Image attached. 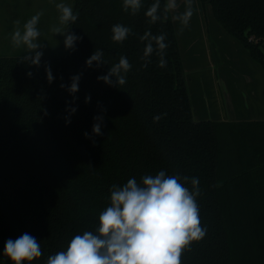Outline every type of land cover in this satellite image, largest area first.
<instances>
[{
    "label": "trees",
    "instance_id": "16d2710c",
    "mask_svg": "<svg viewBox=\"0 0 264 264\" xmlns=\"http://www.w3.org/2000/svg\"><path fill=\"white\" fill-rule=\"evenodd\" d=\"M72 2L77 19L65 31L80 37L74 50L63 45L36 66L24 55H0V253L8 239L29 233L43 252L33 264H45L95 227L113 185L164 170L200 181L207 233L182 252L181 264H264V120L193 119L167 0L155 23L145 16L155 0H142L135 13L123 10V0ZM200 2L264 68V0ZM116 24L131 28L123 43L112 40ZM146 31L166 37L165 68L155 54L144 67ZM97 49L108 65L86 67ZM121 55L132 64L126 84L98 81ZM76 74L79 90L70 95ZM68 107L77 109L70 117ZM95 116L103 117L101 135L91 131ZM0 264L10 262L0 256Z\"/></svg>",
    "mask_w": 264,
    "mask_h": 264
},
{
    "label": "clouds",
    "instance_id": "9594fccd",
    "mask_svg": "<svg viewBox=\"0 0 264 264\" xmlns=\"http://www.w3.org/2000/svg\"><path fill=\"white\" fill-rule=\"evenodd\" d=\"M142 6V0H123L122 8L126 12L135 13ZM177 7L176 0H168L167 10ZM62 23L74 22L77 16L72 8L64 3L57 5ZM160 0L146 10L145 16L149 23L161 19L158 15ZM40 15L36 14L27 20L22 28H17L11 37L12 44L17 48H26L32 55L23 59L32 66L39 65L42 51H38L37 42L41 33L37 27ZM193 15L191 0H187L186 10L175 19L187 25ZM54 34L64 36L66 49L75 48L80 37L68 31L62 32L59 27L52 29ZM112 40L123 43L131 33V28L116 24L112 29ZM166 37L152 35L146 31L140 41L144 43L142 59L144 67L151 62L153 54L158 56L157 66L165 68V50L168 44ZM108 63L104 59L102 49H97L86 59L85 66L92 68ZM132 64L121 55L118 62L112 64L105 75L97 77L104 84L117 87L125 85L127 74ZM31 76V72L26 73ZM55 77L51 69H46V80L51 83ZM80 74L70 77L67 91L74 95L79 90ZM61 87H65L61 85ZM91 97H85V102ZM69 117L76 112V107L66 109ZM164 114H161V116ZM155 116L154 122L161 119ZM94 135H101L102 116L93 118ZM66 118V124L70 123ZM87 133L85 136L87 137ZM191 184V189L186 184ZM199 178L168 175L160 170L155 175L147 174L140 178L127 180L123 185H113L110 189L109 204L98 216L95 227L73 236L64 250L49 255L45 264H181V255L193 242L201 241L207 229L201 226L200 209L197 197L200 195ZM43 255L40 242L31 234L24 233L17 239H8L0 256L6 257L10 264H33Z\"/></svg>",
    "mask_w": 264,
    "mask_h": 264
},
{
    "label": "crops",
    "instance_id": "0c3cea01",
    "mask_svg": "<svg viewBox=\"0 0 264 264\" xmlns=\"http://www.w3.org/2000/svg\"><path fill=\"white\" fill-rule=\"evenodd\" d=\"M176 3V9L169 12L192 115L198 120L212 121L264 120L262 65L217 22L210 7H204L203 13L199 9V18L193 14L185 26L174 17L185 11L187 0ZM192 3L201 4L200 0H191L192 8ZM211 16L215 21L211 19L209 23Z\"/></svg>",
    "mask_w": 264,
    "mask_h": 264
},
{
    "label": "rangeland",
    "instance_id": "374dc122",
    "mask_svg": "<svg viewBox=\"0 0 264 264\" xmlns=\"http://www.w3.org/2000/svg\"><path fill=\"white\" fill-rule=\"evenodd\" d=\"M60 3H64L71 8L73 4L72 0H0V55H32V53L27 52L26 48L15 47L11 42V37L17 28H22L27 20L38 13L41 14L37 25L41 36L37 41L40 44L37 50L42 51L43 55L41 57L59 55L63 51L64 36L59 33L54 34L52 29L59 27L64 32L66 28L67 23L61 22V13L57 8ZM204 7L209 6H203L202 4L194 6L193 4V17H198L197 11L199 9L203 13ZM186 8L187 5L184 10ZM182 13L183 11H179V15ZM177 14L178 12L175 13V16ZM206 18L208 21V12H206ZM211 19L212 22L214 20L211 16L209 23ZM193 119L198 120L194 116Z\"/></svg>",
    "mask_w": 264,
    "mask_h": 264
}]
</instances>
